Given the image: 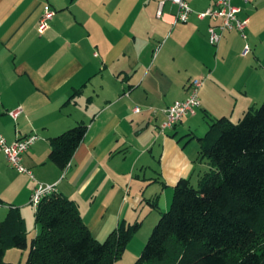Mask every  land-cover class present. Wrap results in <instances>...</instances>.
<instances>
[{
  "label": "crops",
  "instance_id": "crops-1",
  "mask_svg": "<svg viewBox=\"0 0 264 264\" xmlns=\"http://www.w3.org/2000/svg\"><path fill=\"white\" fill-rule=\"evenodd\" d=\"M212 4L193 0L181 23L170 0H0V134L8 143L40 136L23 157L35 180L0 150V223L13 205L27 225L37 182L57 184L101 241L122 220L144 225L151 216L152 229L176 184L198 183L210 169L198 158V138L212 119L238 122L264 101L262 5L233 0L250 18L246 38L226 32L214 46V22L197 16ZM46 6L55 15L40 34ZM196 78L204 80L201 107L161 132L167 108L188 97ZM79 124L85 138L62 170L49 158L50 140Z\"/></svg>",
  "mask_w": 264,
  "mask_h": 264
},
{
  "label": "trees",
  "instance_id": "trees-1",
  "mask_svg": "<svg viewBox=\"0 0 264 264\" xmlns=\"http://www.w3.org/2000/svg\"><path fill=\"white\" fill-rule=\"evenodd\" d=\"M79 124L50 140L49 158L64 170L85 138ZM210 169L196 185L181 179L134 264H264V101L234 122L213 118L198 138ZM0 204L6 202L0 197ZM30 248L17 206L0 223V264L7 249L29 248L26 264H115L141 227L122 220L105 241L96 239L77 203L56 192L35 212Z\"/></svg>",
  "mask_w": 264,
  "mask_h": 264
},
{
  "label": "built area",
  "instance_id": "built-area-1",
  "mask_svg": "<svg viewBox=\"0 0 264 264\" xmlns=\"http://www.w3.org/2000/svg\"><path fill=\"white\" fill-rule=\"evenodd\" d=\"M178 7L176 20L181 23L189 21L191 14L193 13L191 2L193 0H170ZM247 1V0H246ZM164 2L161 3L163 5ZM241 8L233 4V0H213V4L197 13L200 19H211L214 24L209 27V40L214 46H217L226 32L237 31L246 38L245 30L247 29L250 18L240 17ZM55 15V11L49 6L45 7L44 13L39 20L38 31L40 34H44L50 28V21ZM161 15V12H159ZM252 51L249 44H246L243 50V55L247 56ZM204 85V80L200 78L192 79L188 84L189 95L184 100L175 101L166 110V120L161 125V132L172 129L177 126L185 116L195 115L197 110L201 107V100L199 97V91ZM139 111V108H136ZM20 114V110H13L9 112V115L13 118H17ZM40 140V136L32 134L30 136L18 139L15 142L8 143L6 138L0 134V150L5 154V157L9 165L20 173L29 174L34 180V176L31 170L23 165V157L29 151L37 141ZM57 192V184H43L37 182L34 192L31 196L30 203L38 208L41 201L49 195Z\"/></svg>",
  "mask_w": 264,
  "mask_h": 264
},
{
  "label": "rangeland",
  "instance_id": "rangeland-1",
  "mask_svg": "<svg viewBox=\"0 0 264 264\" xmlns=\"http://www.w3.org/2000/svg\"><path fill=\"white\" fill-rule=\"evenodd\" d=\"M258 2L260 3V5H262V7L260 8V15L262 14L263 15L262 17H264V0H258ZM152 204H154V202H152ZM31 206H32L33 209H35V207L32 204H31ZM157 206H158V207H156L157 210L159 209V207L162 208V205L161 204L159 205V203H157ZM164 209L165 208H162V211H159V212H166L170 208L168 210H164ZM142 216H143V219H146L143 214H142ZM30 220L31 221L28 222V224L26 225L27 233H28L29 248H30L31 241H32L33 237L36 234V229H38L37 228V224H36V218H35L34 215H33L32 218H30ZM151 220L153 221V217L150 216L147 219V223H145L143 225L142 222H141V227H140L139 231L136 233V235L133 238V240L128 244V246H127V248L125 250V253L123 254L122 258L119 259L115 264H134L137 261V259L141 255V253H142V251H143V249H144V247H145V245H146L151 233L154 230L155 226H153L152 229H151V226H150ZM107 237L108 236H106V238ZM106 238L102 239L101 241H105ZM29 248L26 249V250H20V249H16V248H9L6 251L5 260L7 262H10V263H13V264H26V261L28 259Z\"/></svg>",
  "mask_w": 264,
  "mask_h": 264
}]
</instances>
